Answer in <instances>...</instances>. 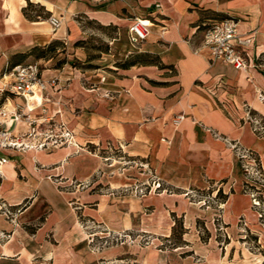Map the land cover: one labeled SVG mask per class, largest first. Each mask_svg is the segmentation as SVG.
<instances>
[{
	"label": "crops",
	"instance_id": "0c3cea01",
	"mask_svg": "<svg viewBox=\"0 0 264 264\" xmlns=\"http://www.w3.org/2000/svg\"><path fill=\"white\" fill-rule=\"evenodd\" d=\"M49 17L60 20L56 30ZM225 17L239 21L241 37H254L245 71L212 61L201 48L204 27ZM134 18L152 24L135 46L128 34ZM110 29L125 38L123 59L105 66L85 59L87 31ZM50 44L55 51L39 59L40 75L57 78L58 85L49 89L44 107L74 141L47 149L0 148L7 159L0 165V264L263 263L264 222L243 191L245 182L261 186L249 182L239 156L252 152L264 173V100L258 99L264 96V0H0V76L7 65ZM105 56L114 57L109 49ZM128 59L137 62L124 66ZM23 105L22 98L0 91V106L10 113ZM179 114L184 119L176 126ZM31 116L38 123L42 115L35 110ZM26 130L24 120L0 119V131L11 136ZM87 147L142 159L169 185H215L212 203L160 192L166 202L155 225H166L160 235L176 244L135 250L127 258L118 248L93 251L81 223L98 220L100 196L93 188L105 176L111 190L124 184L115 172L105 173L116 162H103ZM244 161L252 171V161ZM72 181L89 189L69 190ZM218 190L227 195L224 202L213 201Z\"/></svg>",
	"mask_w": 264,
	"mask_h": 264
},
{
	"label": "rangeland",
	"instance_id": "374dc122",
	"mask_svg": "<svg viewBox=\"0 0 264 264\" xmlns=\"http://www.w3.org/2000/svg\"><path fill=\"white\" fill-rule=\"evenodd\" d=\"M84 37L85 39L81 43L85 48L81 52L84 53L85 59H97L100 61L97 62L98 65L102 66L123 59L125 38L117 36L115 30H89ZM118 37H120L119 40L115 42L109 39ZM108 49L111 50L114 57L105 56ZM39 54L38 51H34L20 64H37L40 70L43 64L39 62ZM87 150L89 151L90 147H87ZM94 153L107 164L116 162L113 167L106 166L105 173L109 175V173L115 172L116 180L124 184L123 187L111 190L105 183L106 176L105 179L102 178L103 182L93 188L100 196V206L97 210L98 220L92 222L81 218V223L88 235L89 247L99 253L118 248L120 251L124 250L119 257L127 258L132 256L129 253L139 249L169 248L177 241L163 240L160 234H164L167 226L158 227L155 225L158 224L155 222L162 221L163 214L160 207L166 202L164 198L159 200L160 192L162 194L179 192L182 197L185 196L186 200L208 205L212 203L210 199L212 191L217 189V186L212 184L207 185V189L166 184L142 159L129 157L121 150L109 149V147L97 148ZM68 185L69 190H75L78 194L89 189L88 183L78 184L72 181ZM259 188L264 196V188ZM213 201L219 202V199L214 198ZM155 205H159L157 210H155ZM214 225L218 230H221V226L216 220ZM247 237L251 238L250 235ZM251 248L254 249L253 244ZM99 262L105 264L103 259H100Z\"/></svg>",
	"mask_w": 264,
	"mask_h": 264
},
{
	"label": "built area",
	"instance_id": "2783aa9c",
	"mask_svg": "<svg viewBox=\"0 0 264 264\" xmlns=\"http://www.w3.org/2000/svg\"><path fill=\"white\" fill-rule=\"evenodd\" d=\"M48 22L53 30L60 26V20L57 18L49 17ZM238 24L239 21L236 18L226 17L206 25L203 29L201 48L209 52L212 61H220L237 70L245 71L249 67L246 50L253 42L254 37L251 35L252 33L241 37L238 34ZM151 25L147 19L134 18L128 28L130 43L135 46L143 41L149 34ZM164 32L165 27L163 26L161 34ZM0 81V91H7L24 101L23 107L15 106L13 113H10L4 106H0V119L10 118L13 122L24 120L27 124L26 132L14 136H11L8 131H0V140H6L4 144L0 142V148L10 146L21 149H47L68 145L74 141L65 125L53 120V116L47 115L44 107L49 89L53 90L58 85L57 78H42L38 65L29 63L12 67L0 76ZM258 99L263 101L264 96L258 93ZM35 110H39L42 115L39 117L40 122L38 123L31 116ZM183 119V114L177 115L173 119L174 125H179ZM41 126H44L43 131H40ZM241 156L245 160H251L254 167L255 164L248 153L244 152ZM5 163H7V159L0 158V165ZM244 170L248 175H256L253 170L248 172L249 167L247 166ZM249 182L252 183L251 180ZM252 201L254 205H259L255 199L252 198ZM258 217H260L259 213Z\"/></svg>",
	"mask_w": 264,
	"mask_h": 264
},
{
	"label": "trees",
	"instance_id": "16d2710c",
	"mask_svg": "<svg viewBox=\"0 0 264 264\" xmlns=\"http://www.w3.org/2000/svg\"><path fill=\"white\" fill-rule=\"evenodd\" d=\"M53 44H50L49 46H47L44 49H35V51H38L40 53L38 58L47 57V55L49 53L55 51L56 45H53ZM136 62L137 61L134 60V59H128V60H126L123 63V65L124 66H131V65L135 64ZM14 66H16V65L15 64H9V65H7L4 68L3 72L1 73V75L4 74V73H6L9 69H11ZM89 151L92 152V153H94V152L97 151V148L90 147V150ZM242 153H244V151ZM246 153H248L249 157L253 160V162L255 164L254 167H253V172L256 174L254 176L253 175H247L248 176L247 179L248 180H251L253 183L261 186L262 188H264V173L262 171V168H261L259 159L257 158L256 155H254L250 151H247ZM241 155L242 154H240V156H239L240 157L241 166L243 167V169H245L246 164H245V161H244V159L242 158ZM243 191L246 194L251 195L253 199H255L256 201L259 202V205L258 206L253 204V208L260 214L259 220L261 222H264V208H263L264 207V196L262 195V191L260 189H258L255 185H251L248 182H245L244 183V185H243ZM215 198H218L219 199V202H224L227 199V195L222 194V192L220 190H218L216 192V197ZM261 264H264V262L261 263Z\"/></svg>",
	"mask_w": 264,
	"mask_h": 264
}]
</instances>
